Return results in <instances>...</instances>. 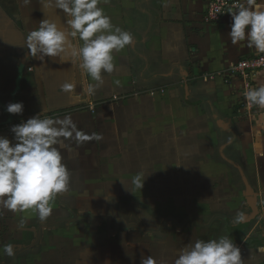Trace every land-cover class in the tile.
Here are the masks:
<instances>
[{
  "label": "crops",
  "instance_id": "1",
  "mask_svg": "<svg viewBox=\"0 0 264 264\" xmlns=\"http://www.w3.org/2000/svg\"><path fill=\"white\" fill-rule=\"evenodd\" d=\"M208 2L109 0L101 4L112 23L130 32L134 41L120 52H114V70L111 73L102 72V81H94L72 57L71 47L59 57H47L43 61L34 58L27 48V35L38 27L41 20L65 29L66 16L63 12L54 5L42 10L43 0H31L28 5H23L22 0H0V135L11 139L10 127L37 113L41 118L62 119L70 115L73 121L80 117L93 120V110L87 109L88 104L93 109V102L111 95H123L116 103H164L167 108L175 106L181 113L208 104L212 124L218 130L232 134L227 142L229 145H222L229 152L238 151L243 161L241 165L248 173H256L264 187V108L254 106L252 115L244 116L243 105L240 104L246 103L245 94L250 87L264 84V68L247 76L235 69L241 58L249 57L256 51L243 42L238 45L230 43L227 37L230 17L227 12L216 22H204ZM17 11L21 13L18 20H26V30L17 24L20 23L18 20L13 22ZM70 40L72 47H76L77 40ZM65 83L74 87L64 91L62 85ZM17 101L24 103L23 114H8L6 105ZM184 116L185 119L193 118L183 115V119ZM193 145L186 147L188 153L184 154L185 157L195 152ZM194 148L198 149L195 145ZM246 179L252 187L248 174ZM112 197L126 201V196L119 191L107 195L111 200ZM249 201L253 205V200ZM93 212L92 209L86 213ZM153 214L156 222L165 221L159 228L152 227L146 233L138 232V236L133 234L135 228H117L122 239L116 244L111 239L106 242L94 240L96 236L90 242L82 241L85 232H81L87 231L85 227L61 228V219L56 215L41 221L31 210L13 213L0 208V264H141L148 256L159 257L156 261L162 263L165 258L154 254L140 235L158 241L166 240L178 234L172 233L170 228L175 226L174 221H179L170 215ZM253 218L251 215L244 216V225ZM118 220H128V217L121 216ZM132 221L134 225L140 224L139 214L133 213ZM64 224L69 226L70 223L66 221ZM82 224L85 223L79 225L84 226ZM56 225L59 226L55 228ZM176 227L180 232L184 230V227ZM61 229L66 233H61ZM46 232L55 234V237L58 234L67 237L63 240L56 238L51 247L46 248ZM76 238L78 243L74 242ZM233 240L236 245L240 244ZM9 243L15 249L13 257L3 253V245ZM167 249L173 251L166 252V258L179 255L178 248ZM259 250L262 251V247L259 246ZM245 257L250 258L249 254Z\"/></svg>",
  "mask_w": 264,
  "mask_h": 264
},
{
  "label": "rangeland",
  "instance_id": "2",
  "mask_svg": "<svg viewBox=\"0 0 264 264\" xmlns=\"http://www.w3.org/2000/svg\"><path fill=\"white\" fill-rule=\"evenodd\" d=\"M16 13L13 22L21 14ZM18 21L17 24L26 30V20ZM122 98L123 95H111L97 100L93 102V109L88 104L87 109L93 110V120L74 119L79 129L89 135L99 133L103 139L79 147L72 144L61 150L70 182L68 190L51 202L49 217L60 218L61 228L85 227L87 231L81 232H85L82 241L90 242L96 236L94 240L106 242L111 239L117 244L122 239L118 227L135 228L133 234L138 236V232H150L149 229H157L165 222H156L152 218L153 212L163 217L170 215L179 221H174L175 226L170 228L177 235L163 241L144 235L140 237L154 254L165 258L159 263L156 261L159 257L153 256L156 264H173L178 256L166 258L165 253L173 251L167 248L174 246L180 253L185 244L196 239L228 236L233 240L227 219L234 222L238 213L250 215L252 206H256L255 217L240 228V244H234L240 248L244 264H264V187L256 173H248L241 165L243 161L238 151L225 149L232 134L218 130L212 124L208 104L181 113L175 106L167 108L164 103H116ZM153 104L157 106L149 107ZM240 104L244 107V116L252 115L253 108L247 101ZM183 115L193 118L185 119L184 116L183 119ZM190 145L195 149L191 152L194 155L185 157L186 147ZM245 173L252 185L249 190L243 181ZM137 177L140 182L143 180L142 188L136 182ZM116 191L126 196L125 202L119 197L107 198ZM249 199L253 200V205ZM92 209L94 214L86 213ZM133 213L139 214L142 226L132 224ZM121 216H127L128 220H118ZM96 217L97 221L93 222ZM101 217L108 218L109 223L98 225ZM66 221L69 226H65ZM80 223L85 224L81 226ZM176 226L184 227V230L180 232ZM64 237L67 236L47 234L44 245L50 248L56 238L63 240ZM74 242L78 243L77 238ZM247 254L250 258L245 257Z\"/></svg>",
  "mask_w": 264,
  "mask_h": 264
},
{
  "label": "clouds",
  "instance_id": "3",
  "mask_svg": "<svg viewBox=\"0 0 264 264\" xmlns=\"http://www.w3.org/2000/svg\"><path fill=\"white\" fill-rule=\"evenodd\" d=\"M109 0H43L44 7L53 6L66 16L65 29L45 19L27 35L30 54L43 61L47 57H59L72 48V57L79 62L94 81H102V72L114 70L113 53L133 44L130 32L114 25L101 4ZM31 0H22L28 5ZM217 11H220L217 9ZM227 37L232 45L241 42L256 53H264V0H233L227 9ZM71 39L77 40L72 47ZM79 42H82L80 44ZM74 85L65 83L64 91ZM92 90L90 89V92ZM252 106L264 108V84L250 87L245 94ZM5 111L10 115H22L23 101L10 102ZM11 139L0 135V208L13 213L34 211L41 221L51 214L58 194L68 190L70 173L63 163L62 149L74 144L79 147L89 141L103 139L99 133L91 135L79 129L70 115L61 118H41L39 113L10 127ZM142 188L143 180L137 177ZM244 220L238 213L234 223ZM7 257L15 255L12 244L3 245ZM141 264H156L151 256ZM173 264H244L241 250L228 236L216 239H196L180 249Z\"/></svg>",
  "mask_w": 264,
  "mask_h": 264
},
{
  "label": "built area",
  "instance_id": "4",
  "mask_svg": "<svg viewBox=\"0 0 264 264\" xmlns=\"http://www.w3.org/2000/svg\"><path fill=\"white\" fill-rule=\"evenodd\" d=\"M232 3L233 0H209L203 17L204 22L213 23L220 20ZM262 68H264V53L259 55L255 53L249 57L241 58L235 66L238 72L246 76Z\"/></svg>",
  "mask_w": 264,
  "mask_h": 264
},
{
  "label": "flooded vegetation",
  "instance_id": "5",
  "mask_svg": "<svg viewBox=\"0 0 264 264\" xmlns=\"http://www.w3.org/2000/svg\"><path fill=\"white\" fill-rule=\"evenodd\" d=\"M257 208V207H256ZM255 207H253V212L250 214L251 216H253V217H255V213H257V209H256ZM114 212H115V210H114ZM255 212V213H254ZM254 213V214H253ZM152 215H154L153 213H152ZM249 215V216H250ZM108 217V216H107ZM99 218V217H98ZM252 218V217H251ZM248 219V218H247ZM95 220L97 221V217L96 218H93L92 219V221L93 222H95ZM100 221V222H99ZM99 221L97 222V223H105V225H107L108 223H109V219L108 218H104V217H101L100 219H99ZM167 222V221H166ZM242 222V221H241ZM240 223V222H239ZM246 222H244V223H242V226L245 224ZM229 225H232V226H234V225H237L236 223H234V222H232L231 220H229V219H227V228L229 229ZM47 227H49L48 225H47ZM120 227H118V229H119Z\"/></svg>",
  "mask_w": 264,
  "mask_h": 264
},
{
  "label": "trees",
  "instance_id": "6",
  "mask_svg": "<svg viewBox=\"0 0 264 264\" xmlns=\"http://www.w3.org/2000/svg\"><path fill=\"white\" fill-rule=\"evenodd\" d=\"M253 108L254 106L251 105ZM244 108V107H243ZM246 220H243L242 222L238 223L237 225H229V230L230 233L232 234V238L235 239V241L239 242V233H240V228L242 226V223H244Z\"/></svg>",
  "mask_w": 264,
  "mask_h": 264
},
{
  "label": "water",
  "instance_id": "7",
  "mask_svg": "<svg viewBox=\"0 0 264 264\" xmlns=\"http://www.w3.org/2000/svg\"><path fill=\"white\" fill-rule=\"evenodd\" d=\"M35 115V114H34ZM31 116H33V115H31ZM227 128V127H226ZM243 181H246V182H244V183H246L245 185H246V188L249 190V184H248V181H247V179H246V177H243Z\"/></svg>",
  "mask_w": 264,
  "mask_h": 264
}]
</instances>
